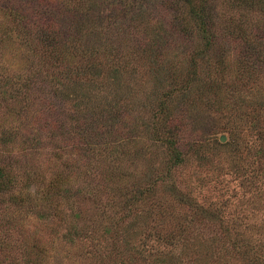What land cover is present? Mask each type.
I'll return each mask as SVG.
<instances>
[{"label": "rangeland", "instance_id": "rangeland-1", "mask_svg": "<svg viewBox=\"0 0 264 264\" xmlns=\"http://www.w3.org/2000/svg\"><path fill=\"white\" fill-rule=\"evenodd\" d=\"M184 12L175 0H0V164L13 181L0 186V264H149L152 252L154 264H264V13L217 10L214 61L209 74L197 70L207 85L196 89L203 100L179 115L185 163L173 179L203 211L194 215L166 200L169 211L151 217L156 210L150 214L144 204L137 229L129 230L119 225L124 189L111 191L106 158L85 171L88 157L64 150L81 143L68 134L71 122L79 119L78 131L93 138L97 106L116 98L133 108L118 122L124 146L137 153L148 146L153 138L140 132L141 104L161 72L188 61L199 43V32L178 24ZM243 32L249 42L239 40ZM158 41L150 50L159 54L147 56V44ZM248 44L255 53L247 54ZM100 63L102 73L93 74L91 64ZM161 155L147 157L153 167L163 166ZM137 168L150 174L144 162ZM207 206L218 223L203 220ZM244 243L256 260L233 250Z\"/></svg>", "mask_w": 264, "mask_h": 264}, {"label": "trees", "instance_id": "trees-1", "mask_svg": "<svg viewBox=\"0 0 264 264\" xmlns=\"http://www.w3.org/2000/svg\"><path fill=\"white\" fill-rule=\"evenodd\" d=\"M177 3L182 5L185 9L183 19H180V23H178L179 26H182L183 30L191 34L194 33V30L199 32V43L196 44V47L192 48V53L188 56L189 62L182 60L173 64L169 70L167 68L166 71L161 72L163 78H160L158 73L155 72V74L160 78V83H158L157 86L155 84L154 86L156 87L146 94L147 102L142 103L140 109V111L144 110V114L141 117L142 125H140V127L142 129L140 132L142 133V136L147 138V140L150 136L153 138L148 140V146L144 147V150L138 153L137 150L139 149L135 145H133V148L131 144L124 146L126 143H123L121 128H117L118 122H121V119L125 121L126 119H124L123 116L133 108L131 105H128V100H116V98L114 101L105 104L100 103L101 105L99 104L97 106L99 118L94 120L96 123V131L92 134L95 140L93 138L90 139L85 130H83V133L78 131L79 119H77L74 122H71L68 134L70 135L73 131L72 136H77L81 140V143L79 145L71 146V150H69L71 153L64 148L68 155L76 154L77 156L83 155L88 157L85 171L93 168V160L102 157L106 158L108 162H105L108 183L110 185L112 183L116 184V187H111V191L120 193V189H124V193L119 194L121 195V199L123 201V211L118 217L121 221L119 225L126 223L128 226L130 225L128 227L129 230L137 229L138 224L136 219L140 218L139 212L143 210L142 207H144V204H147V211H151L153 208L156 210L151 217H153L156 213L161 217L163 213L169 211L170 206H167L166 200L178 202L179 206L185 208L187 207L188 211H193L194 215L198 210L203 211L206 207L199 200L191 198V201L190 197L188 198L187 195H183L184 193H187V190H180L178 186H176V183L178 182L173 179L174 172L177 169L182 168L185 163L183 158L184 153H181L179 150L180 141L178 131L181 128V117L179 115H184L189 107L192 105L195 106V99L203 100L202 94H200L196 89L197 86H201L202 89H204V86L207 85L206 82H202L203 78L198 75L197 70L200 69L203 71L205 69L207 74H209V68L212 66L211 63L214 61V58H210V52H212L211 46L214 36L212 31L213 24L214 26L216 25L214 16L218 15L217 10L221 9L224 11L235 9L237 12L244 10L248 14L256 11L264 13V0H175V4ZM230 20L229 24H234L235 21L233 19ZM243 35L244 36L240 35L239 40L248 41V36L245 32H243ZM158 43L160 45L159 41L147 44V49L145 50L147 51V56H155L156 54H159L158 52L155 53L157 50H150L151 46H154L156 49L155 44ZM252 46V44H248L247 49H251ZM249 51L251 53L247 54L255 53L253 49L248 50V52ZM199 55H202L200 58L201 60L199 59L202 61L201 67H199L198 62ZM221 57L222 56H220V58ZM216 59L218 60L217 57ZM256 60L259 62V59ZM134 61V58L126 60L124 62L123 70L127 71L129 67H132V63H134ZM221 62L222 61L219 60L215 63L217 65L215 66L214 71H218V74L221 73L223 68ZM184 63H188V65L186 66ZM91 65L95 67L92 70L93 74L102 73L103 69L101 67H103V63ZM129 75L127 76L128 78ZM2 79V76H0V82H2ZM164 80L166 83H164ZM180 81H182V85ZM28 82L29 78L23 80L25 88ZM131 84L132 83L128 81V85H130V87L127 94H129L131 90ZM133 85L135 84L133 83ZM192 88H194V92L197 96L194 100H190L189 91ZM187 91L189 92L188 94L184 93ZM2 93L5 94L4 91H2ZM184 95H186L185 99L181 102L180 99H182ZM93 112L96 113V109H94ZM149 119L152 121L151 123H149ZM171 123L172 126H169ZM125 125H127V123H125ZM7 138H10V135ZM39 139L37 138L38 141ZM95 145L98 146V149L94 148ZM219 145L221 148L227 146L225 143H220ZM116 147L120 148V153L116 152ZM158 154H162L161 156L163 158L161 165L163 166L155 168L150 164L147 157ZM77 159L80 158L77 157ZM141 162H144V168L148 169L150 174L143 173L140 175L137 166ZM96 173H93V175H90L89 177L87 176L85 180H87L89 184H94V176ZM72 177L76 176L72 175L70 179H72ZM9 179L8 165L0 164V186L4 183V185L7 184L9 187L13 182L9 181ZM61 182L64 185L63 187H65V185L69 182V179H65ZM52 188L53 192L57 195L60 191V185L57 183ZM64 193L70 194L69 190L65 188ZM208 208L210 209V214L203 220H205L208 224L218 223L220 220L214 212H211L215 210L210 207ZM153 211H151L150 214ZM192 217L194 218V216ZM141 227H145L144 224H142ZM168 240L171 242L173 239L168 238ZM237 242L240 243V241H236V243ZM237 244H233V250L237 253L242 252V256L244 257L243 259L248 260L252 257L250 262L257 259L250 254L253 249H250L249 245H246L245 243L243 245ZM149 256V264L157 262L156 256L158 255L155 252H152Z\"/></svg>", "mask_w": 264, "mask_h": 264}, {"label": "water", "instance_id": "water-1", "mask_svg": "<svg viewBox=\"0 0 264 264\" xmlns=\"http://www.w3.org/2000/svg\"><path fill=\"white\" fill-rule=\"evenodd\" d=\"M220 141L221 142H224L225 141V138L223 136H221Z\"/></svg>", "mask_w": 264, "mask_h": 264}]
</instances>
